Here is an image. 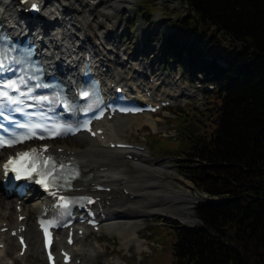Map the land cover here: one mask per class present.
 <instances>
[{"label": "trees", "instance_id": "1", "mask_svg": "<svg viewBox=\"0 0 264 264\" xmlns=\"http://www.w3.org/2000/svg\"><path fill=\"white\" fill-rule=\"evenodd\" d=\"M177 1L187 11L159 50L214 86L215 118L154 150L172 152L178 173L218 201H199L191 228L167 225L170 264H264V0Z\"/></svg>", "mask_w": 264, "mask_h": 264}, {"label": "bare ground", "instance_id": "2", "mask_svg": "<svg viewBox=\"0 0 264 264\" xmlns=\"http://www.w3.org/2000/svg\"><path fill=\"white\" fill-rule=\"evenodd\" d=\"M43 1H45V6L38 19L39 22H37L40 23L41 28L47 33L46 43L50 44L49 48H51V45L54 46L56 44L57 39L61 35H64L66 46H63V48L69 53L68 55H72L76 58L78 55L75 52L80 53L83 48L87 47V52L92 54L93 61L98 69L101 72L106 71V73H103L105 76L111 77V75H114L120 82H124L128 80V77H124L121 72L124 71V69H128L129 72L132 73V75L129 76V87L131 89L138 88L137 83H140L139 79L141 80V78H144L146 75L130 66L128 67L127 65L129 63L114 61L113 58H111L112 51L108 48V43L111 38L106 36L104 32H99L100 35L98 33L95 34V29L98 28V26L101 27L102 22L96 24V26H91L89 22L91 17L92 19L96 17L102 18V13H100L102 10L98 11L100 16L94 15V11L91 8L86 10L88 5L91 4L89 0H67L70 1V5L73 3L80 4L81 9L76 8L74 10L65 7L60 0H54L55 3L52 2L53 0ZM123 1L125 2V0ZM109 2L107 5L111 8L110 5L113 6V4ZM83 5L86 6L84 10H82ZM17 9V0H0V17L9 27H13L17 23L16 21L22 20V18L18 16ZM104 12L106 13L107 11L104 10ZM107 15L109 17V13ZM95 23L97 22L95 21ZM87 24L89 26V35L82 37V35L80 36L79 28ZM54 36H56L55 43L51 44V40H53L52 37ZM113 48H116V46ZM54 49L58 50V47ZM69 57L70 56H67V59H69V62H72V59ZM111 62L114 66H111ZM124 85L127 86V83L124 82ZM177 87L178 93L171 98L175 103H184V98L191 97V94L184 92L179 85ZM140 118L151 119L152 117L148 114L121 116L119 120L112 123L109 122L103 127L107 138L106 141H91L79 135L76 136L72 142L66 144L62 143L57 147H63V151L59 156L71 157L77 162L82 175L87 179L86 181L94 182L95 180H101L112 189L111 193L105 194L106 196L111 195L112 198L110 200L111 206H104L107 220L102 223V229L107 232L110 231V233H119L122 247L129 250L131 246H135L137 252L142 253L145 251V247H142V241L137 238L140 237L138 232L141 233L137 222L140 215L144 216L149 213H164V215H166L165 209H173V207L176 206L173 212L182 213V216L177 218V221L181 224H188L190 221H193L192 215L194 214V206L202 195L196 190L193 191L192 194L191 192L193 189L191 185L182 180H178V186L174 190H166L167 188L165 189L162 188V186H158L157 181L160 180L161 176L159 177V175L164 167L162 168L161 166L160 168V165H158V167L152 168L148 163L149 159L145 153L134 148L126 151H117L108 148L109 142H122L119 140L122 130L131 128L138 130L141 129L145 123L148 124L145 122L147 119H143L142 121ZM122 119H126V121L121 122ZM150 128L153 130L156 129L155 121L150 125ZM124 156H131L132 160H136V162H132V169L125 167V161L127 160L124 159ZM5 157L6 155L1 159L0 166ZM157 164L158 163H155V165ZM104 167L107 168L106 171L98 172L99 168ZM148 173L151 174L147 175ZM150 177L152 178L151 180H141L142 178ZM123 188L130 191L129 195L125 196L118 192V190ZM130 195L133 196V199H130ZM0 198V228H3V223L6 222L8 226L15 229L18 224L16 221L17 213L15 211L16 200H8L3 197L1 189ZM105 201L104 199V202ZM39 203L40 199L36 195L30 198L25 197L21 200V213L26 215V219L22 221L21 224H25L26 226L24 234L29 245L28 250L24 254L23 262L28 260V257L31 255L36 258L43 256L39 234L32 220L33 216L38 212ZM1 236L5 248L0 250V263L4 261L9 254H14L19 251L14 238L8 236L7 233H3ZM78 244H81V242L78 241L76 243V248ZM79 250L80 249H74V252L76 253ZM94 256L95 254H90V257Z\"/></svg>", "mask_w": 264, "mask_h": 264}, {"label": "rangeland", "instance_id": "3", "mask_svg": "<svg viewBox=\"0 0 264 264\" xmlns=\"http://www.w3.org/2000/svg\"><path fill=\"white\" fill-rule=\"evenodd\" d=\"M89 1H91V4L88 5L86 10L90 8L93 9L94 15L96 16L99 15L98 11L102 10V12H100L102 13V18L96 17L97 19H92L91 17L92 20L89 19V22L91 26H96V24L102 22L101 27L98 26L99 29H95V34L104 32L106 36L111 38H109L110 41L108 43V48L112 51L111 58L115 61L127 60L129 63L127 65L128 67L130 66L144 74L149 68L152 69L158 78L155 90L165 95L167 98L169 95H176L178 93L177 85L183 86L185 89L192 92L191 95H194L193 97L184 98V103H176L172 108H168L157 116H152L151 119L140 118L142 121L143 119H147L145 122L148 124L145 123L143 127L138 130L134 128L124 129L120 135L121 141L136 143L142 146L143 151L141 152L148 156V163L152 168L158 167V165H160V168L161 166L162 168L164 167L165 170L163 169L161 171L159 175V177L161 176L160 180L157 181L158 186H162V188L165 189L167 188L166 190H174L178 186V180H182L191 185L193 189L191 193L193 194V191L196 189L189 180L177 173L174 167V164H176L174 158L169 154L172 152L158 150L157 153H154L151 149L152 143H150V139L155 143L162 142L160 138L153 136L164 138L172 137L177 140L179 137V129L176 127V122L180 113L183 110H188V106L194 111L193 115L191 114L190 123H185V125H183L187 127L188 133H192L197 129L208 131L210 126L213 125L212 118H215V116H212L213 105L210 102L209 91L205 92V87L198 83H189L187 80L188 77L186 78V76H183L177 71L175 65L168 67V71H163L162 59L156 51L162 35L164 34L165 25L168 23L172 24L171 21L175 20L177 16L184 15L186 13L185 5L177 0H125V2L123 0ZM52 2L55 3L54 0ZM108 2L113 4L114 7L110 5V8L109 5H107ZM61 3L71 10L76 8L81 9L78 3L70 5V1L67 0H61ZM85 7L86 6L83 5L82 10H84ZM104 10L107 12L105 13ZM142 11H150V16L147 18L142 17ZM108 13L109 17L107 15ZM94 20L97 23H95ZM150 24L152 25V30L149 27ZM114 46H116V48H113ZM131 74L132 73L128 75L124 74V76L129 79ZM125 121L126 120H122L121 122ZM154 121L156 122V128L158 130L150 128V125ZM207 122L208 127L205 126ZM179 128L183 127L179 126ZM163 141H165V139H163ZM132 162L136 161H125V167L132 169ZM155 163L158 164L155 165ZM150 174L151 173H148L147 175ZM149 179L151 180L152 178H142L141 180L148 181ZM201 195L203 197L199 198L200 200H198L197 203L206 198L204 193H201ZM175 209L176 206H174L173 209H165L166 215H164L163 212V214L149 213L137 219L139 230L141 231V233L138 232L140 237L137 238L142 241V247H145V251L142 253L137 252L135 246H131L129 250L122 247L119 233L109 234L107 231H102L86 237L81 243L80 251L83 252L87 258L91 253H95L100 258L91 264H170L172 252L170 244L174 241V234L172 235L174 229L165 227L163 223L187 226H194L198 223V220L195 219L193 214V221H190L188 224H181L177 221V218L181 217L182 213L173 212ZM162 224L163 226H161ZM157 227H160L161 231L155 230ZM167 231L170 232L167 238L157 239V243L155 241L153 242V240H155V233L156 237H161ZM8 258L12 259V256L9 255L7 260L1 261L0 264L9 263ZM26 263L45 264L43 258H36L32 255L28 257Z\"/></svg>", "mask_w": 264, "mask_h": 264}, {"label": "snow or ice", "instance_id": "4", "mask_svg": "<svg viewBox=\"0 0 264 264\" xmlns=\"http://www.w3.org/2000/svg\"><path fill=\"white\" fill-rule=\"evenodd\" d=\"M3 53H0V56H2ZM4 61L2 58H0V71L4 70ZM19 83L23 84V80L19 81ZM16 86H17V82L13 81L10 83H0V113H2L3 110V106L5 104H11V105H17V107L15 109H12L13 111H21V108L19 107V105L22 103V101L18 98H13L10 97L8 95V91L9 89H13L16 90ZM20 95H24V93H20ZM84 95H87V93H84ZM5 119H7V117H5ZM16 127L20 128V129H24L27 126L25 124L22 123H17ZM34 127H38V126H34ZM26 137L24 136H19V135H15L14 139L12 140H4L2 138H0V147H4V146H9L11 147L14 143L17 142H22ZM23 158L25 160L24 164H21L19 167H16V161L13 160H9L8 164H6L5 170L7 171L9 166H12V171L17 173L16 175V179H20L21 178V173L27 175L29 178H31V175L33 172L36 171V151L33 150L31 153L29 152H23V153H19L18 154V159ZM31 160V171L28 170V161ZM47 163V162H45ZM38 175L40 173H37ZM37 183H41V181H36ZM43 226V225H42ZM47 235V233H46ZM21 243H23V241H21Z\"/></svg>", "mask_w": 264, "mask_h": 264}]
</instances>
